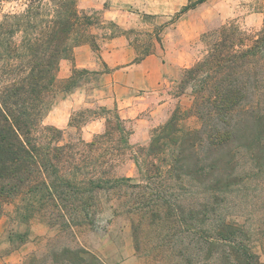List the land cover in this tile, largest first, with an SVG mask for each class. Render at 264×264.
Wrapping results in <instances>:
<instances>
[{
    "label": "trees",
    "instance_id": "1",
    "mask_svg": "<svg viewBox=\"0 0 264 264\" xmlns=\"http://www.w3.org/2000/svg\"><path fill=\"white\" fill-rule=\"evenodd\" d=\"M204 1L187 5L176 19ZM111 25L118 31L104 40L128 35L129 31ZM94 27L92 17L80 11L78 0H0V215L13 207L27 222L39 217L62 229L93 227L106 201L116 199L130 218L136 238H146L150 204L155 203L156 217L171 206L160 192V183H153L173 168L164 172L169 165L164 162L167 154L179 163L197 143L212 148L232 144L238 139L235 129L243 120L241 113L250 110L249 97L264 96V23L256 35L234 22L205 33L204 54L184 72L181 84L183 92L188 86L192 89L193 114L206 128L185 131L174 115L153 135L148 147L135 150L118 114L114 126L107 119L105 133L91 142L65 141L63 130L44 122L60 85V62L70 59L80 45L100 49ZM165 28L157 27L158 43ZM133 46L137 62L155 51L151 44ZM77 86L72 83L66 92ZM130 151H135L139 183L115 173ZM192 230L184 226L186 233ZM214 231L241 250L249 264L256 259L249 248L235 244L242 230L222 225ZM141 246L137 239V251ZM84 253L66 249L42 259L33 255L25 264H94L85 261Z\"/></svg>",
    "mask_w": 264,
    "mask_h": 264
},
{
    "label": "rangeland",
    "instance_id": "2",
    "mask_svg": "<svg viewBox=\"0 0 264 264\" xmlns=\"http://www.w3.org/2000/svg\"><path fill=\"white\" fill-rule=\"evenodd\" d=\"M198 1L78 0V6L83 14L92 17L93 33L98 35L99 44L104 36L118 31L111 25L114 23L129 31L127 37L132 45L141 48L151 44L157 50L172 41L178 43L179 51L185 50L187 59L185 46L189 43V58L193 56L195 62L204 54L205 33L230 22L252 35L263 27L264 0H205L176 19L184 7ZM159 26H166L161 43L156 39ZM81 72L75 71L72 79L59 81L53 105L72 83L96 87L97 76ZM183 76L184 73L168 90L169 98L176 100L168 120L150 128L147 143H135L132 135L136 132V123L124 121L134 150L148 147L153 135L174 115L185 131L206 128L199 116L193 114L192 89L188 86L182 91ZM248 102L250 110L241 113L243 120H239L235 129L238 139L232 144L212 148L205 143L198 147L197 143L195 150L188 149L179 163L172 162L170 153L167 154L164 162L165 166L169 165L164 172L173 168L153 183L156 186L160 183V192L171 206L166 207L161 217H156L155 203L150 204L152 217L146 238H136L130 218L116 199L106 201L93 227L68 229L51 226L39 217L24 221L13 212V207H7L0 215V264H25L33 255L42 259L49 253L66 249L84 250L85 261L94 264L128 263L134 257L139 264H249L241 250L233 248V243L218 238L214 230L222 225L242 230V237L235 243L237 248L246 246L256 256L252 264H264V96H251ZM252 106H255L253 110ZM116 114L100 107L74 112L70 127L63 130L65 141L84 140L83 126L101 115L114 126ZM105 131L106 127L100 134ZM100 134L84 141L91 142ZM172 146L178 150L176 145ZM115 173L132 183L140 182L135 151L128 152ZM184 226L192 227V232L186 233ZM137 239L142 241L140 251L136 249Z\"/></svg>",
    "mask_w": 264,
    "mask_h": 264
},
{
    "label": "crops",
    "instance_id": "3",
    "mask_svg": "<svg viewBox=\"0 0 264 264\" xmlns=\"http://www.w3.org/2000/svg\"><path fill=\"white\" fill-rule=\"evenodd\" d=\"M99 46L96 51L90 44L80 45L74 48L70 59L60 62L59 81L71 79L74 70H84L96 73L97 85L86 83L64 93L44 121L66 130L74 112L100 107L115 111L125 122L134 121L136 132L132 140L145 144L150 138V128L164 124L175 106L176 100L169 98V88L196 63L193 56L189 58L190 44L185 46L187 59L183 53L185 50L177 49L178 43L168 41L164 48L155 50L140 62H137L138 52L127 36L105 39ZM106 120L101 115L84 125L83 139L90 141L94 135L102 133ZM131 263L139 264L135 257L122 264Z\"/></svg>",
    "mask_w": 264,
    "mask_h": 264
}]
</instances>
